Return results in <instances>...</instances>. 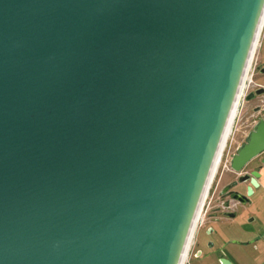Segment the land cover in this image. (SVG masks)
<instances>
[{"label":"water","instance_id":"water-1","mask_svg":"<svg viewBox=\"0 0 264 264\" xmlns=\"http://www.w3.org/2000/svg\"><path fill=\"white\" fill-rule=\"evenodd\" d=\"M263 23L264 0H0V264H182ZM262 153L264 117L231 167Z\"/></svg>","mask_w":264,"mask_h":264},{"label":"flooded vegetation","instance_id":"flooded-vegetation-1","mask_svg":"<svg viewBox=\"0 0 264 264\" xmlns=\"http://www.w3.org/2000/svg\"><path fill=\"white\" fill-rule=\"evenodd\" d=\"M264 42V23L262 26V30L260 33L259 41L257 48L261 47ZM256 48V51H257ZM255 51L251 69H253L252 75L250 76V84H254L255 88L248 92L246 98L248 96L251 97L250 101H245L251 107L252 113L250 116L260 117L254 121L251 129L248 131L245 140L239 146L235 147V151L232 152L233 146L230 147V152L228 151V142L229 139L237 134V131L234 132V126L232 124L230 133L225 141L224 147L222 149L219 161L216 166V170L214 172V177L212 182L208 188L206 197L204 198L201 206V211L199 213L198 221L196 224L194 234L200 235L201 231L206 227L209 222H223L224 219H238L240 216H244L245 214L249 215L253 211L251 208L254 207L256 210L255 216H252L248 220H256L255 217L260 215L261 218H264L262 215L261 208L260 211L256 209L254 206V202L257 200V196H259L262 192H264V178L257 180L259 184V189H255L252 184V174L255 172L260 173L264 176V165L262 161H264V153H262L259 157L246 164L240 171H236L231 167V161L233 156L238 152V149L246 142V139L250 132L253 131L254 127L259 123V121L264 117V61L262 60V56L260 51L257 55ZM250 73V71H249ZM249 77V76H248ZM245 89V88H244ZM261 95H257V91H262ZM249 110V108H248ZM236 115V114H235ZM252 189V193L249 194V189ZM212 193V196H211ZM242 203H247L243 205ZM252 215V214H251ZM258 218V217H257ZM223 224V223H222ZM264 229V226H260V231ZM205 233L211 232L214 233V229L212 230H203ZM196 238V236H195ZM198 239V238H197ZM193 242V241H192ZM200 241H195L193 246L197 247ZM213 243L210 244V246ZM191 245V248H192ZM213 246V245H212ZM191 250V249H190Z\"/></svg>","mask_w":264,"mask_h":264},{"label":"crops","instance_id":"crops-1","mask_svg":"<svg viewBox=\"0 0 264 264\" xmlns=\"http://www.w3.org/2000/svg\"><path fill=\"white\" fill-rule=\"evenodd\" d=\"M251 211L253 212L249 215L245 214L238 219H224L223 224L209 222L203 230L214 229L213 234L211 232H206V234H208L207 236H217V244H212L213 246L211 245L207 250L198 248L199 245L194 246L188 253L184 264H194L193 258L196 260L195 264H222V261H225L226 264H264V229L260 231V226H264V218H261L260 221V215H258V218L255 217L256 220H248L257 215L254 207L251 208ZM224 225L233 227L240 225L241 229L226 232L223 229ZM198 234H194L193 245L199 239L200 235L198 236ZM226 244L228 245L223 253L213 258L210 256L212 251L222 248ZM199 251V255H196Z\"/></svg>","mask_w":264,"mask_h":264},{"label":"rangeland","instance_id":"rangeland-1","mask_svg":"<svg viewBox=\"0 0 264 264\" xmlns=\"http://www.w3.org/2000/svg\"><path fill=\"white\" fill-rule=\"evenodd\" d=\"M259 51H260V54L262 56V60L264 61V42L260 48L259 47L257 48V51H256L257 54L255 57V60L257 58ZM252 72H253V69L250 70V73L248 75L249 77H248V80L246 81L244 94L241 98L240 104L238 106V111H237L236 116H235L233 123H232L234 126V132L237 130H239V131H237V134L232 136L229 139V142H228L229 147H228V151L226 152V155L228 152H230L231 146H233L232 152H234L235 147L239 146L241 143L244 142L248 131L251 129L252 125L254 124V121H256L260 117V115L250 116L252 113V110L250 109L251 107L246 103L247 99L245 101V98H246V95L248 94V92H250L251 90H253L255 88L254 84H250V76L252 75ZM248 108H249V110H248ZM211 196H212V193H211ZM207 235L208 234H206L205 231L200 233V236L198 239L200 241V243H199L198 248L207 250L210 248L211 243L217 244V236H214V235L207 236ZM215 239H216V241H215ZM192 248H194V246ZM199 253H200V251L196 255H199ZM193 261H194L193 263L195 264V261H196L195 258H193Z\"/></svg>","mask_w":264,"mask_h":264},{"label":"bare ground","instance_id":"bare-ground-1","mask_svg":"<svg viewBox=\"0 0 264 264\" xmlns=\"http://www.w3.org/2000/svg\"><path fill=\"white\" fill-rule=\"evenodd\" d=\"M248 78V77H247ZM245 86H246V84H245ZM245 86H244V88H245ZM244 94V90H242V95ZM237 113V110H235V112L233 113V115H232V119H231V122H230V125H229V127H228V130H227V133H226V135H225V141H226V139H227V137H228V135H229V133H230V130H231V127H232V123H233V120H234V118H235V114ZM213 177H214V173H213V175H212V179H213ZM212 179H211V182H212ZM211 184V183H210ZM201 211V210H200ZM200 213V212H199ZM190 244H191V242H190ZM190 244H189V247H190ZM189 247H188V250H189ZM188 250H187V252H188ZM187 252L185 253V257H184V260H183V263L182 264H184L185 263V260H186V254H187Z\"/></svg>","mask_w":264,"mask_h":264}]
</instances>
